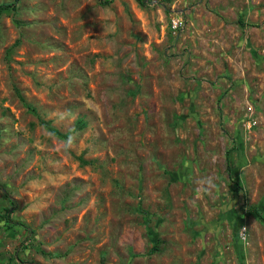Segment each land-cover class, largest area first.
Instances as JSON below:
<instances>
[{"label":"rangeland","instance_id":"rangeland-1","mask_svg":"<svg viewBox=\"0 0 264 264\" xmlns=\"http://www.w3.org/2000/svg\"><path fill=\"white\" fill-rule=\"evenodd\" d=\"M106 1L0 15V262L264 264V0Z\"/></svg>","mask_w":264,"mask_h":264},{"label":"trees","instance_id":"trees-1","mask_svg":"<svg viewBox=\"0 0 264 264\" xmlns=\"http://www.w3.org/2000/svg\"><path fill=\"white\" fill-rule=\"evenodd\" d=\"M19 1L20 0H14V2H12V3H6V4L0 5V15H2L5 11H8V10H12L13 12H16L18 9ZM110 2H111L110 0L106 1V3H110ZM137 2L140 4V6H147L150 4V0H137ZM17 94H18V97L20 98V100L22 101V104L27 108L28 112H30L34 116L40 118V115H39L37 109L32 104L27 102V100L22 96L20 91H17ZM41 122H42L43 126L52 135L59 137V138H67L68 135L62 133L61 131H59V129L53 127L51 121H46L44 119H41ZM86 126H87V123L83 118H79L77 120V123H76L77 130L83 129ZM5 211H6V213L4 214L3 218L6 219V221H8V222H12L10 210L5 209ZM250 211L252 212V214L256 215L259 219L264 220V217H263V215L259 209L252 207L250 209ZM155 249H157V247H155L153 251H155ZM0 263L5 264V262H2V261Z\"/></svg>","mask_w":264,"mask_h":264},{"label":"built area","instance_id":"built-area-1","mask_svg":"<svg viewBox=\"0 0 264 264\" xmlns=\"http://www.w3.org/2000/svg\"><path fill=\"white\" fill-rule=\"evenodd\" d=\"M172 26L174 29L178 30L182 26V22H180L179 20H174Z\"/></svg>","mask_w":264,"mask_h":264},{"label":"clouds","instance_id":"clouds-1","mask_svg":"<svg viewBox=\"0 0 264 264\" xmlns=\"http://www.w3.org/2000/svg\"><path fill=\"white\" fill-rule=\"evenodd\" d=\"M181 28V27H180ZM179 30V29H178Z\"/></svg>","mask_w":264,"mask_h":264}]
</instances>
